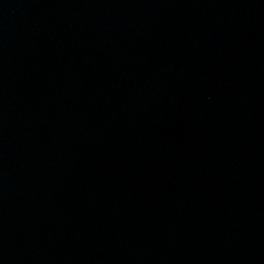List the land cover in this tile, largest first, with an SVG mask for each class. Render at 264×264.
<instances>
[{
	"label": "water",
	"instance_id": "water-1",
	"mask_svg": "<svg viewBox=\"0 0 264 264\" xmlns=\"http://www.w3.org/2000/svg\"><path fill=\"white\" fill-rule=\"evenodd\" d=\"M0 264H264V0H0Z\"/></svg>",
	"mask_w": 264,
	"mask_h": 264
}]
</instances>
